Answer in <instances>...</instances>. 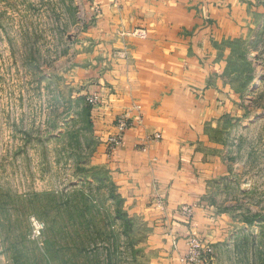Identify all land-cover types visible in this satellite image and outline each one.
Wrapping results in <instances>:
<instances>
[{
  "label": "rangeland",
  "instance_id": "1",
  "mask_svg": "<svg viewBox=\"0 0 264 264\" xmlns=\"http://www.w3.org/2000/svg\"><path fill=\"white\" fill-rule=\"evenodd\" d=\"M81 1L0 0V264H148L143 220L93 162L90 95L67 76L103 60L78 57ZM251 15L227 58L237 108L211 132L228 216L215 264H264V10Z\"/></svg>",
  "mask_w": 264,
  "mask_h": 264
},
{
  "label": "crops",
  "instance_id": "2",
  "mask_svg": "<svg viewBox=\"0 0 264 264\" xmlns=\"http://www.w3.org/2000/svg\"><path fill=\"white\" fill-rule=\"evenodd\" d=\"M81 4V36L91 51L76 56L103 60L67 76L81 93L98 95L93 162L108 171L128 215L143 220L148 264H183L192 235L220 248L228 216L212 191L226 166L211 132L238 104L226 77L230 42L252 24V12L264 10V0ZM121 114L131 124L108 151ZM155 133L160 138L146 142Z\"/></svg>",
  "mask_w": 264,
  "mask_h": 264
},
{
  "label": "built area",
  "instance_id": "3",
  "mask_svg": "<svg viewBox=\"0 0 264 264\" xmlns=\"http://www.w3.org/2000/svg\"><path fill=\"white\" fill-rule=\"evenodd\" d=\"M89 99L92 101L93 105L98 103V95L91 94ZM129 118L127 114H121L116 118V126L118 128L117 134H113L108 136L107 138V148L108 151H112L120 142L122 132L125 128L130 125ZM160 133H155L153 135L146 136V142L153 140L155 138H160ZM188 212L190 211L189 208H185ZM36 231L39 232L41 228V223L39 224L38 221H34ZM183 264H213L214 263V249L210 243L205 242L198 236H190L187 240V248L186 252L181 258Z\"/></svg>",
  "mask_w": 264,
  "mask_h": 264
}]
</instances>
